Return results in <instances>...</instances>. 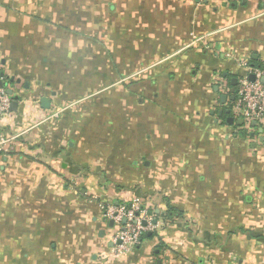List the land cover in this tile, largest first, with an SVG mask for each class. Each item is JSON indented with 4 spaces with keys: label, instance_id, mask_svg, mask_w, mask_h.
Listing matches in <instances>:
<instances>
[{
    "label": "crops",
    "instance_id": "0c3cea01",
    "mask_svg": "<svg viewBox=\"0 0 264 264\" xmlns=\"http://www.w3.org/2000/svg\"><path fill=\"white\" fill-rule=\"evenodd\" d=\"M249 60L264 0H0V264H264V127L231 112ZM134 201L153 236L111 255L102 207Z\"/></svg>",
    "mask_w": 264,
    "mask_h": 264
},
{
    "label": "built area",
    "instance_id": "2783aa9c",
    "mask_svg": "<svg viewBox=\"0 0 264 264\" xmlns=\"http://www.w3.org/2000/svg\"><path fill=\"white\" fill-rule=\"evenodd\" d=\"M246 73L237 78L235 87V101L231 112L243 121L239 130L249 129L252 123L257 127H264V85L261 79L264 72L250 68L246 61L241 63ZM254 75L255 80L249 81V76ZM11 99L4 88H0V123L7 115ZM236 134L238 131H235ZM8 141L0 140V154H4ZM104 218L115 224L117 233L114 237L111 255H125L130 253L141 243L144 234H152L155 230L153 215L147 205L134 201L127 204H107L102 207Z\"/></svg>",
    "mask_w": 264,
    "mask_h": 264
},
{
    "label": "water",
    "instance_id": "95a60500",
    "mask_svg": "<svg viewBox=\"0 0 264 264\" xmlns=\"http://www.w3.org/2000/svg\"><path fill=\"white\" fill-rule=\"evenodd\" d=\"M2 76H3V74L0 75V77H2ZM254 80H255L254 75H250V76H249V81L253 82ZM9 83H10V85L12 86L13 83H14V79H13V78H10V79H9ZM16 83H18V81H16ZM261 83L264 85V78L261 79ZM236 84H237V79H236V78L232 79L231 82H230V86L233 88V89H231V94H235V93H236V91H235V89H234V88L236 87ZM0 88H7V90H6V94H7V96H8L10 99H12V102H11V104H10V110L14 111V110L16 109V107H17V103L19 102L20 97L17 96V95H14V90H13V88H12V87H9V88H8V83H3L2 80H0ZM221 100L224 102V101H225V97H222ZM231 100L233 101V100H234V97H233ZM47 103H48L47 100H42V101H41L42 108H44L45 105H46ZM228 113H229V112H227V114H228ZM227 124H228V125H233V119H232V118H228V119H227ZM236 125L239 126V127H241V126L243 125V121H242L241 119H239V120L236 122ZM252 127H255V123H252ZM263 131H264V130L261 129V130H259V133L262 134ZM251 137H253V135H251Z\"/></svg>",
    "mask_w": 264,
    "mask_h": 264
},
{
    "label": "trees",
    "instance_id": "16d2710c",
    "mask_svg": "<svg viewBox=\"0 0 264 264\" xmlns=\"http://www.w3.org/2000/svg\"><path fill=\"white\" fill-rule=\"evenodd\" d=\"M248 66L250 68H253V69H258L262 72H264V63H261L259 61H252V60H249L248 61ZM244 73H246V69L243 70ZM236 76V75H235ZM238 76V75H237ZM236 76V77H237ZM241 76H243V74H241ZM241 133H237L236 136H240ZM175 214L177 215H180V212H177L174 208H172L170 205H169V208H168V211H167V215L166 217L169 219V221H172V219L175 217ZM153 236V233L152 234H144L141 238H140V241L141 243L142 242H148L149 240H151Z\"/></svg>",
    "mask_w": 264,
    "mask_h": 264
}]
</instances>
